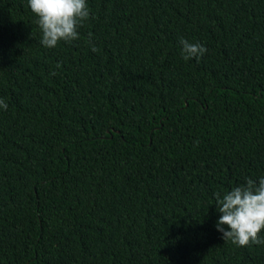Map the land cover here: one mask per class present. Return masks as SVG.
I'll return each instance as SVG.
<instances>
[{
    "label": "trees",
    "instance_id": "obj_1",
    "mask_svg": "<svg viewBox=\"0 0 264 264\" xmlns=\"http://www.w3.org/2000/svg\"><path fill=\"white\" fill-rule=\"evenodd\" d=\"M87 4L46 48L0 0V264H264L214 197L264 176V0Z\"/></svg>",
    "mask_w": 264,
    "mask_h": 264
},
{
    "label": "clouds",
    "instance_id": "obj_2",
    "mask_svg": "<svg viewBox=\"0 0 264 264\" xmlns=\"http://www.w3.org/2000/svg\"><path fill=\"white\" fill-rule=\"evenodd\" d=\"M27 7L37 17L35 23L42 34L40 43L46 48H54L61 41L70 43L78 40L79 29L90 17L87 0H27ZM91 35L89 33V37ZM179 44L184 60L198 59L207 52L199 42L180 38ZM93 51L98 49L93 46ZM0 108H8L2 98ZM214 197L216 209L221 214L216 228L224 241L237 246L264 244V237L259 235L264 229V176L258 182L246 177L245 182L230 190L217 191Z\"/></svg>",
    "mask_w": 264,
    "mask_h": 264
}]
</instances>
